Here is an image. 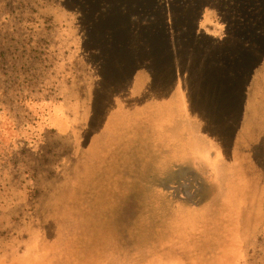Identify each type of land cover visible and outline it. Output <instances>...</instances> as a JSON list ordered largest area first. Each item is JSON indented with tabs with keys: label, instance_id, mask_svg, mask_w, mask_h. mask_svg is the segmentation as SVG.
I'll use <instances>...</instances> for the list:
<instances>
[{
	"label": "rangeland",
	"instance_id": "obj_1",
	"mask_svg": "<svg viewBox=\"0 0 264 264\" xmlns=\"http://www.w3.org/2000/svg\"><path fill=\"white\" fill-rule=\"evenodd\" d=\"M116 187L125 214L191 213L140 240L132 214L96 216ZM87 246L86 264H264V0H0V264Z\"/></svg>",
	"mask_w": 264,
	"mask_h": 264
},
{
	"label": "flooded vegetation",
	"instance_id": "obj_2",
	"mask_svg": "<svg viewBox=\"0 0 264 264\" xmlns=\"http://www.w3.org/2000/svg\"><path fill=\"white\" fill-rule=\"evenodd\" d=\"M163 199L164 200L156 199L149 208H146L145 211H141L140 214L139 209L133 212L129 210L130 213L126 214L125 218L134 214L135 219H140L139 222L145 227L144 230L141 228L138 229V227L134 229L133 235L135 238L142 240V231H145L147 236H149L148 241L154 242L158 236L157 240L161 242L164 238L169 236L167 235L169 234L168 232H173V226L175 224L181 223L184 216L191 213L189 210H186L188 206L185 202V198H180L178 200ZM124 212L127 211L124 210ZM191 217L192 216H190L189 219H191Z\"/></svg>",
	"mask_w": 264,
	"mask_h": 264
},
{
	"label": "crops",
	"instance_id": "obj_3",
	"mask_svg": "<svg viewBox=\"0 0 264 264\" xmlns=\"http://www.w3.org/2000/svg\"><path fill=\"white\" fill-rule=\"evenodd\" d=\"M118 190H119V188L116 187L115 197L113 195L114 193H112L113 196L111 194H109L108 197H103L99 201L98 205L96 206L100 210L99 214L96 215L98 217V219H100V220L105 219L106 222H108V223L111 222L115 226H119L121 224V222H123V224H124L125 223V216H126V214H125V212H124V210L122 208V205H121L122 209L119 206V204H120V196H119ZM101 201L102 202L104 201L105 208H101V207H103ZM77 206L80 207L81 205L78 204ZM91 206H92V207H90L91 218L90 219L83 218V215H82L81 216V220L77 224V227H80L81 221L83 222L82 223V227L84 228L83 231H86L85 235L89 234L88 232H90V230L88 228V224L92 220V214H93V209H94L93 203L91 204ZM93 216H94V214H93ZM132 216H133V222L134 223H136L137 220L139 222L140 219L136 220L134 214ZM87 220H90V221H87ZM45 227L47 228V225ZM56 227H57V224H55V229H56ZM119 227H121V225ZM120 232L123 233L122 229L120 230ZM118 235L119 234H118V230H117V235H116L115 239L118 238ZM85 238H86V236H85ZM54 241H55V239L52 240V242H54ZM52 242H51L50 247L52 246ZM76 242H77V244L75 245V249L76 250L81 249L83 247V246H81L82 243H80L79 240H77ZM68 247H69V249H73V246H72L71 242L69 243ZM55 248H57L56 243H55ZM98 248H100V249L97 250V252L95 253V256L98 257V258L99 257L100 258L105 257V254L107 253V252H104V248L105 247H103V245H101V246H98ZM91 250H92V248L87 246V248H85L84 252H79V254L75 255L78 258V263L79 264H81V263L86 264L85 263L86 261H83V259L84 258H89L90 254H91ZM83 254H85L84 257H82ZM81 259H82L83 262L81 261ZM113 264H118V263L115 262Z\"/></svg>",
	"mask_w": 264,
	"mask_h": 264
}]
</instances>
